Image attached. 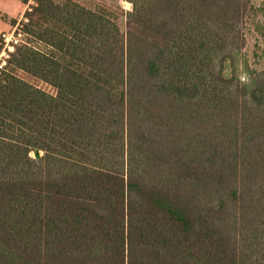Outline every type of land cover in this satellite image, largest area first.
<instances>
[{"label": "trees", "instance_id": "16d2710c", "mask_svg": "<svg viewBox=\"0 0 264 264\" xmlns=\"http://www.w3.org/2000/svg\"><path fill=\"white\" fill-rule=\"evenodd\" d=\"M124 1L25 13L0 68V264H264V0Z\"/></svg>", "mask_w": 264, "mask_h": 264}, {"label": "rangeland", "instance_id": "374dc122", "mask_svg": "<svg viewBox=\"0 0 264 264\" xmlns=\"http://www.w3.org/2000/svg\"><path fill=\"white\" fill-rule=\"evenodd\" d=\"M54 1H61V0H54ZM77 2H79L80 4L89 7V8H94L97 6H105V7H109L115 10H122V11H126L128 9H130L131 5L124 1V0H75ZM19 17L15 18V21L12 22L11 24L13 25ZM119 27L122 31H125L128 24H127V20L124 14H121V16L119 17ZM249 27V26H248ZM248 53H249V57L251 56V60L255 59L254 56V50L260 51V49L264 50V42L262 41V39L253 31V29L251 28V30L248 32ZM18 75L20 77H22L23 79L37 85L38 87H40L41 89H44L45 91H48L50 93L54 92V89L52 87H50L49 85H47L46 83L35 79L31 76H29L28 74L18 71L17 72ZM31 155H33V153H31Z\"/></svg>", "mask_w": 264, "mask_h": 264}, {"label": "built area", "instance_id": "2783aa9c", "mask_svg": "<svg viewBox=\"0 0 264 264\" xmlns=\"http://www.w3.org/2000/svg\"><path fill=\"white\" fill-rule=\"evenodd\" d=\"M36 2L37 0H27L18 20L8 30L0 32V68L5 65L6 60L14 47L26 42L27 34L23 30V24L27 21L25 13L30 12L36 5Z\"/></svg>", "mask_w": 264, "mask_h": 264}, {"label": "crops", "instance_id": "0c3cea01", "mask_svg": "<svg viewBox=\"0 0 264 264\" xmlns=\"http://www.w3.org/2000/svg\"><path fill=\"white\" fill-rule=\"evenodd\" d=\"M27 0H0V32L8 30L23 12Z\"/></svg>", "mask_w": 264, "mask_h": 264}]
</instances>
